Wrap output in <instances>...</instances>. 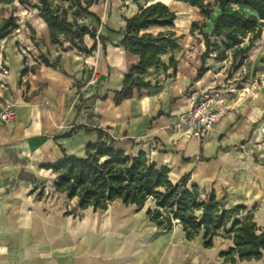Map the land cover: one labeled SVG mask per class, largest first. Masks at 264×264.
Segmentation results:
<instances>
[{"label": "crops", "instance_id": "0c3cea01", "mask_svg": "<svg viewBox=\"0 0 264 264\" xmlns=\"http://www.w3.org/2000/svg\"><path fill=\"white\" fill-rule=\"evenodd\" d=\"M27 1L0 2V11L12 6L14 17L13 26L0 30L6 69L0 72V105L13 102L16 111L0 126V264H264V252L258 260L224 261L231 239L214 237L206 248L201 233L187 240L178 222L167 231L157 228L146 215L149 203L137 209L115 200L106 209H80L77 198L54 191L56 175L43 166L64 154L84 157L100 130L126 154L143 151L167 167L172 182L189 174V184L213 192L226 208L244 205L264 227V162L256 160V152L264 156V134L256 133L264 94L241 103L227 99L229 112L197 139L189 125H178V114L187 109L190 90L210 88L218 77L208 58L202 64L204 44L196 30L188 36L174 26L144 30L171 29L181 36L178 47L146 70L150 88L115 103L114 91L139 61L122 45L126 19L146 2L99 0L83 4L87 13L72 7L68 21L95 32L82 38L84 47L95 45L86 53L62 37L60 44L51 42L31 6L38 0ZM48 2L52 8L70 5ZM194 41L196 48H189Z\"/></svg>", "mask_w": 264, "mask_h": 264}, {"label": "trees", "instance_id": "16d2710c", "mask_svg": "<svg viewBox=\"0 0 264 264\" xmlns=\"http://www.w3.org/2000/svg\"><path fill=\"white\" fill-rule=\"evenodd\" d=\"M12 1L0 0L6 4ZM18 1L29 4L27 0ZM65 1L70 3L67 8H52L48 0H38L37 4L31 6L39 10L49 29L51 42L60 44L62 37L80 51L89 53L95 45L89 49L84 47L82 38L85 34L94 37V30L68 21L67 14L72 7H77L78 12L87 13L84 5L89 6L99 0ZM144 1L146 4L126 19L122 45L137 54L139 61L125 75L122 88L114 91L115 103L131 97L134 90L150 88L151 85L143 80L146 70L160 65V56L167 50L176 49L177 40L181 37L171 29L156 34L145 32L151 26L172 28L176 14L161 0ZM174 1L196 7L205 17H210L214 6L219 9L209 33L199 28L197 21L191 22L189 32L192 34L197 30L203 39L202 64L211 54H215L217 61L226 59L227 51H231L235 61L248 52L264 27V0H214L213 4L206 0ZM13 25L14 17L10 16L1 22L0 30ZM211 37L215 39L211 40ZM246 38L249 43L242 47ZM42 61L49 65L47 59L42 58ZM98 132V141L87 144L84 157L64 154L55 163L43 165L56 175L54 191L65 193L69 199L77 198L80 209H106L115 200L134 205L137 209L149 203L146 215L161 230H170L178 222L187 240L201 233L206 248L212 246L214 237L231 239L233 247L221 253L224 261L234 263L237 260L262 258L264 227L256 225L252 212L246 211L244 205L226 208L224 201L216 198L213 192L207 193L196 184H189V174L172 182L167 167L158 166L143 151L126 154L115 147V140L107 133Z\"/></svg>", "mask_w": 264, "mask_h": 264}, {"label": "rangeland", "instance_id": "374dc122", "mask_svg": "<svg viewBox=\"0 0 264 264\" xmlns=\"http://www.w3.org/2000/svg\"><path fill=\"white\" fill-rule=\"evenodd\" d=\"M206 2L213 4L214 0H206ZM168 7L170 10H174L176 14L174 29L178 34L184 33L185 36L189 35L188 29L192 21H197L198 27L204 32L209 33L212 21L219 12L218 7L214 6L210 17H205L201 15L199 10L195 7L191 8L173 2H168ZM230 8H233V6ZM12 11V6L1 9L0 24L4 19L12 16ZM195 34L202 38L197 30ZM249 37L250 36H248V38ZM248 38L242 42V47H245L249 43ZM213 39H215V37H211V40ZM217 41H220V39H217ZM197 45L198 44L194 41V43L188 47L196 48ZM208 61L212 65V73H214L218 79L207 89L211 91L219 90L226 100L228 99V101H233L234 103H241L248 99L262 97L264 94V27L261 29L259 37L253 42L245 55L239 56L233 61L231 51H227L226 59L217 61L215 59V54H211L206 62ZM256 133L264 134V115L257 126ZM261 150V152H264V149ZM256 153V160L264 162V156L260 155L259 152Z\"/></svg>", "mask_w": 264, "mask_h": 264}, {"label": "built area", "instance_id": "2783aa9c", "mask_svg": "<svg viewBox=\"0 0 264 264\" xmlns=\"http://www.w3.org/2000/svg\"><path fill=\"white\" fill-rule=\"evenodd\" d=\"M0 64V72H5ZM188 107L178 114V125L187 124L197 139L204 138L214 124L229 112L226 99L219 90L193 88L187 93ZM15 104L5 101L0 105V126L11 122L15 117Z\"/></svg>", "mask_w": 264, "mask_h": 264}]
</instances>
